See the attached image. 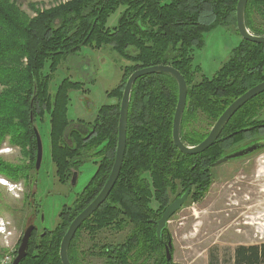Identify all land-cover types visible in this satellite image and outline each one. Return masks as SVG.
I'll use <instances>...</instances> for the list:
<instances>
[{
	"label": "trees",
	"instance_id": "trees-1",
	"mask_svg": "<svg viewBox=\"0 0 264 264\" xmlns=\"http://www.w3.org/2000/svg\"><path fill=\"white\" fill-rule=\"evenodd\" d=\"M238 1L66 0L49 6L28 1L30 14L20 0H0V151L6 144L16 146L23 157L22 162H12L0 156V176L12 182L26 178L28 182L36 154L34 125L38 127L46 116L51 158L62 182L68 178V167L81 162L83 150H92L97 137L82 139L77 129L70 130L68 138L64 136L73 123L68 118L70 92L81 90L83 82L66 77L54 94L50 90L60 64L87 46H109L116 59L125 61L120 85L107 94L119 101L134 71L160 64L178 69L188 84L181 139L187 145L202 142L233 101L264 81V43L243 38L212 77L199 78L201 68L194 65L195 52L205 46L209 32L219 26L237 28ZM120 8L117 24L109 27V17ZM245 18L252 33L264 35V26L256 24L257 18L264 21V0H248ZM178 93L176 80L167 73L135 81L122 170L107 201L75 234L69 248L72 264H81L87 254L103 258L104 264H171L159 252L163 243L149 220L153 204L162 212L177 191V196L187 189L195 198L202 195L212 181V164L264 129V120L257 118L264 108L263 92L235 113L210 148L200 154H184L175 146L172 134ZM119 116L120 102L99 109L102 124L98 132L102 138L109 137L113 149ZM200 121L206 122L207 128L196 129L194 125ZM69 140L74 144H67ZM92 197L76 211L66 208L53 229L45 227L33 233L20 264H62V238L73 217ZM24 199L27 202V197ZM128 226L130 232L120 243L96 241L105 229L121 231ZM82 232L93 242L87 250L79 248ZM233 260L234 264H264V242L237 246Z\"/></svg>",
	"mask_w": 264,
	"mask_h": 264
},
{
	"label": "rangeland",
	"instance_id": "rangeland-1",
	"mask_svg": "<svg viewBox=\"0 0 264 264\" xmlns=\"http://www.w3.org/2000/svg\"><path fill=\"white\" fill-rule=\"evenodd\" d=\"M20 1L23 8L33 14L28 7V1L44 2L49 6L53 2L66 0ZM121 10L122 8L118 9L109 17V27L117 24ZM256 22L257 25L264 26L263 20L257 18ZM241 38L234 25L219 26L209 32L205 46L197 50L194 56V65L201 68L198 77H212L230 57ZM116 57V53L109 46L101 49L87 46L60 64L51 81V93L54 94L57 86L66 77L83 82L81 90L70 92L69 120H91L100 106L116 101L107 95L123 79L122 66L125 61ZM44 71H48V64ZM257 118L264 120V108ZM38 127L43 140V160L35 174V201L39 204L43 223L40 225V218H37L36 224L42 226L40 230L43 226L53 229L59 222L62 207L72 204L76 195L94 175L96 165L88 159L78 166L79 174L75 184L60 183L51 158L49 117L46 116L44 121L38 122ZM194 127L204 129L207 124L200 121ZM257 133L249 135L245 139L246 143L235 148L233 152L260 143L261 147L257 151L213 166L208 190L196 198L191 192L183 206L169 219L159 252L166 255L165 246L171 240V264H234L233 255L237 246L264 242V129ZM0 155L12 162L23 160L19 148L8 144L4 145ZM0 179L1 262L5 256L13 259L17 255L23 232L34 222L28 200L32 187H25L22 183L15 184L1 176ZM177 195L178 191L171 195L169 204L182 194ZM153 208H156L155 204ZM129 232L130 226L121 231L105 229L99 232L96 241L100 244H117ZM92 244L88 233L82 232L79 248L87 250ZM81 264H104V259L87 254Z\"/></svg>",
	"mask_w": 264,
	"mask_h": 264
},
{
	"label": "water",
	"instance_id": "water-1",
	"mask_svg": "<svg viewBox=\"0 0 264 264\" xmlns=\"http://www.w3.org/2000/svg\"><path fill=\"white\" fill-rule=\"evenodd\" d=\"M247 2L248 0H239L237 4L236 21H237L238 32L241 35V37L245 40L252 41L255 43H264V35H256L252 33L246 25L245 12H246ZM153 73H167L171 75L178 84V92H179L178 103L174 114L172 134H173V140L175 146L182 153L189 155L200 154L206 151L208 148H210L219 138L223 129L230 121V119L235 115V113L252 98L264 92V81L250 88L247 92H245L243 95L238 97L226 108V110L222 113V115L218 118V120L211 128L208 136L202 142H200L197 145H187L181 139V122L186 108L187 96H188V84L182 73L173 66L161 65V64L141 68L134 71L126 81L121 99L120 117L118 122V143H117L116 158L112 172L105 186L103 187L102 191L82 212H80L73 219L65 235L63 236L60 246V258L62 264H72L69 259V248L75 234L77 233L78 229L82 226V224L89 217H91L93 213L100 207V205L107 199L108 195L110 194L111 190L113 189V187L115 186L118 180V177L122 169L125 151H126V145H127V128H128V117H129V107H130L132 88L135 81L138 78ZM82 126L85 127L81 123L73 122L66 128L64 136L68 137L69 131L72 128L74 127L81 128ZM34 132L36 134V139H37L36 165L37 167H40L43 159V142L38 127L36 125H34ZM260 147L261 144L259 143L237 150L218 159L216 162L212 164V166H218L233 158L251 154L257 151ZM190 193H191V189H187L180 197L176 198L173 202H171L167 206L162 216L158 219L156 234L160 241L162 240V233L165 227L167 226V222L173 216V214H175L183 206V204L188 199ZM34 229L35 226L30 225L25 230L21 240V244L17 251V255L13 258L11 264H20L23 258L27 255L29 240L30 237L32 236V232ZM171 249H172V241L169 240L165 246L166 258L168 261L172 259Z\"/></svg>",
	"mask_w": 264,
	"mask_h": 264
},
{
	"label": "flooded vegetation",
	"instance_id": "flooded-vegetation-1",
	"mask_svg": "<svg viewBox=\"0 0 264 264\" xmlns=\"http://www.w3.org/2000/svg\"><path fill=\"white\" fill-rule=\"evenodd\" d=\"M110 92L111 91L107 92V94H110ZM113 98H115L116 101L114 103H112V104H115V103L120 102V105H121V100L119 101V99L117 97H113ZM121 99H122V97H121ZM112 104H109V105H112ZM99 109H98V112L91 117L92 118L91 120H88V121L83 120V119L72 120V121H75L77 123H81V124H83L85 126V127L82 126L81 128L74 127V128L71 129V130L77 129L78 131H80V133L82 135L81 136L82 139H86V138L92 137V136L93 137H97L96 138V142L92 145L93 146L92 147V150L85 152L86 150L84 149L83 150L84 154L82 156L81 162H79L78 164H75V165H70L68 167V169H67V171L65 173V175H67V173H68V178L64 182L61 181V177L58 175L57 168L55 166L56 176H57L58 181L60 183H62V184H66V183L75 184L76 183V180H77V177H78V174H79V168H78V166L80 164H82L86 160L90 159L96 165L95 166L96 169H95L94 175L92 176V178L90 179V181L87 183V185L83 188V190L78 195H76V197L74 198L72 204H70V205H64L62 207V209H61V211L59 213V222L61 221V218H62V216H61L62 215V212L66 208H68L69 210L71 208H75V211H76V209L78 207H80L84 202H86L90 196L92 197L91 194L94 195L95 188L98 189L96 195H94L90 199V201L82 208L81 211H79L76 214V216L80 212H82L98 196V194L102 191L103 187L105 186V184H106V182H107V180H108V178H109V176H110V174L112 172V169H113V166H114V162H115V158H116L117 143H118V131H117V139H116L115 149H113L112 147L109 146L110 145V139H109V137L102 138L101 137V134L98 132L100 130V125L102 124L101 121H100V117H99ZM38 130H39V128H38ZM39 132H40V130H39ZM40 135H41V132H40ZM35 136H36V134H35ZM104 137H105V135H104ZM65 138H68V137H65ZM42 142H43V140H42ZM86 142H84V144H83L84 146L83 147L87 149V147H86L87 146V143ZM249 142H251V141H249ZM66 143L67 144H70V145H73L74 144L71 140H69V142L66 141ZM19 152H20V149H19ZM35 153L36 154H35L34 169H32L30 171V173H29V176L30 177L28 178V182L26 181V178H23V179H20L17 182H14L15 184L22 183L23 186H25V187H27V186L32 187L30 189V191H29V193L31 195L30 198H29L30 199V203H31L30 206H31V210H32L31 211V219H33V222H34L32 224H29V226L30 225H34L35 226V229L33 230L32 235H33V233H39V232H41L45 228L43 226V229L40 230V227H42V226L39 227L36 224L37 218H40V225H41V222L43 223V216L41 217V211H40V208H39V204L35 201V197L37 195V184H36V181H35V174H36V169L38 170L40 168V167H37V165H36V160H37V139H36V152ZM125 153H126V151H125ZM1 178L4 179L5 177L1 176ZM6 180H8V179H6ZM93 189H94V191H92ZM87 193H89V195L86 196ZM109 195H108L107 199L109 198ZM107 199L100 205V207L107 201ZM167 206L165 207V209L167 208ZM159 209H160V207L159 206H156V208L154 209V212L151 214V217L149 219L151 221V223L156 226V228H157V221H158V219L162 216L163 212L165 211V209H164L162 212H160V211H158ZM37 210H39V211H37ZM68 216H70V215L68 214ZM76 216H74L73 219ZM73 219H72V221H73ZM71 222H70V224H71ZM166 227L163 230L162 240L161 241L164 240V233H165ZM24 232H23V234H24Z\"/></svg>",
	"mask_w": 264,
	"mask_h": 264
},
{
	"label": "built area",
	"instance_id": "built-area-1",
	"mask_svg": "<svg viewBox=\"0 0 264 264\" xmlns=\"http://www.w3.org/2000/svg\"><path fill=\"white\" fill-rule=\"evenodd\" d=\"M12 261H13V259L10 258V256H5V257L3 258V260H1L0 264H11Z\"/></svg>",
	"mask_w": 264,
	"mask_h": 264
},
{
	"label": "bare ground",
	"instance_id": "bare-ground-1",
	"mask_svg": "<svg viewBox=\"0 0 264 264\" xmlns=\"http://www.w3.org/2000/svg\"><path fill=\"white\" fill-rule=\"evenodd\" d=\"M128 129V128H127ZM0 182H2V180L0 179ZM5 183V182H4ZM1 229V228H0Z\"/></svg>",
	"mask_w": 264,
	"mask_h": 264
},
{
	"label": "snow or ice",
	"instance_id": "snow-or-ice-1",
	"mask_svg": "<svg viewBox=\"0 0 264 264\" xmlns=\"http://www.w3.org/2000/svg\"><path fill=\"white\" fill-rule=\"evenodd\" d=\"M0 231H2V229H0Z\"/></svg>",
	"mask_w": 264,
	"mask_h": 264
}]
</instances>
